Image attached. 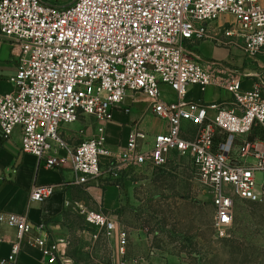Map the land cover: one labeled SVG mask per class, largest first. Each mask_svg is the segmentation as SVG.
Here are the masks:
<instances>
[{
    "label": "built area",
    "instance_id": "built-area-1",
    "mask_svg": "<svg viewBox=\"0 0 264 264\" xmlns=\"http://www.w3.org/2000/svg\"><path fill=\"white\" fill-rule=\"evenodd\" d=\"M225 19L223 35L247 56L264 54L261 0H0V32L17 58L14 89L0 94L3 138L21 130V148L49 168L69 166L73 184L88 185L104 173L112 179L132 168L166 165L176 156L197 170L214 207L213 225L225 236L234 223L236 199H264V78L242 87L239 72L197 59V43L214 38L211 22ZM191 85H211L230 99L204 103L188 96ZM162 86L176 95L164 97ZM166 123L150 134L135 121L125 144L111 149L105 126L70 144L62 128L83 118L107 122L116 109L130 113L139 104ZM188 124V126H187ZM84 134V130H79ZM263 177L258 180L257 174ZM55 184L33 185L31 201L42 202ZM82 212L88 224L115 242L114 260L127 262L129 234L102 210ZM0 223L17 230L0 264H18L23 244L37 246L48 263L75 264L65 238H51L43 222L5 212ZM98 237V236H97Z\"/></svg>",
    "mask_w": 264,
    "mask_h": 264
},
{
    "label": "rangeland",
    "instance_id": "rangeland-1",
    "mask_svg": "<svg viewBox=\"0 0 264 264\" xmlns=\"http://www.w3.org/2000/svg\"><path fill=\"white\" fill-rule=\"evenodd\" d=\"M138 106L145 107L142 103ZM71 125L74 130L82 127L80 121ZM143 125L156 131L165 126L152 115ZM262 177L259 172L258 180ZM114 180L109 176L102 179L100 189ZM118 180L121 195L109 210L101 207L100 194L84 193L89 209L110 214L127 230V253L129 246L145 242L149 255L155 252L159 259L172 264H264V199H236L234 223L225 236H220L213 225L211 195L188 158L176 156L161 167L132 168ZM82 210L79 203H74L69 213L72 223L67 234H60L69 244L74 263L112 264L115 242L88 224Z\"/></svg>",
    "mask_w": 264,
    "mask_h": 264
},
{
    "label": "crops",
    "instance_id": "crops-1",
    "mask_svg": "<svg viewBox=\"0 0 264 264\" xmlns=\"http://www.w3.org/2000/svg\"><path fill=\"white\" fill-rule=\"evenodd\" d=\"M55 1L66 5L72 0ZM261 2L264 4V0H261ZM229 18L231 17L222 16L209 25L211 35L214 38L222 39L223 44L206 39L198 43L199 48L195 47L194 52L201 62H216L218 68L222 71L244 74L242 76V87L250 89L256 80L257 74L264 78V54L247 56L239 44L224 37L221 26L225 19ZM202 50L206 53L204 54ZM16 69V55L10 43L0 32V94L8 93L14 89L9 79L16 73ZM162 91L166 99L173 100L176 98L175 93L169 87L162 86ZM188 96L204 103H213L228 100L231 95L225 89L215 85L209 86L206 91H202L199 86L191 85L188 88ZM148 115L160 120L151 112H146L145 107L140 108V106H137L136 111L132 110L130 113L116 109L113 120L107 122L92 117L79 120L82 123L80 129L84 130V134H80V129L74 130L71 124L62 128V134L70 144L74 145L80 141V137L93 135L97 127L103 124L109 146L111 149L117 150L119 145L125 144L131 126L137 120H141L142 127L150 134L166 131L164 121L165 126L162 130L156 131L144 126L143 123ZM108 176L104 173L88 185L73 184L74 174L69 166L49 168L43 160L33 154L23 152L20 128H17L14 134L6 139L3 138L0 128V208L9 213H25L34 224L43 222L53 239L63 238L64 235L60 234H67L68 225L72 223L69 213L72 212L74 203H79L86 210H97L89 209L86 206L85 191L92 195L100 194L102 202V206H100L107 210L117 205L121 195L120 185L111 181L109 184H104L100 189V184L103 183L102 179ZM37 184H55L57 186L56 192L42 202L31 201L29 191L33 185ZM16 234V228L0 223V258L9 254L11 243L16 239ZM145 246V242L140 246H129L127 253L129 258L125 264H172L170 260L159 259L155 252L149 255L146 248H144ZM68 256L75 262L69 253V244ZM18 264L51 263L46 261L37 246L25 243L20 252ZM112 264L117 263L114 260Z\"/></svg>",
    "mask_w": 264,
    "mask_h": 264
},
{
    "label": "trees",
    "instance_id": "trees-1",
    "mask_svg": "<svg viewBox=\"0 0 264 264\" xmlns=\"http://www.w3.org/2000/svg\"><path fill=\"white\" fill-rule=\"evenodd\" d=\"M256 134L261 135V136L264 137V133H263L262 131H260V130H255V131L251 134V137H254ZM113 183L119 185V180H118V178H117L116 180H114Z\"/></svg>",
    "mask_w": 264,
    "mask_h": 264
}]
</instances>
